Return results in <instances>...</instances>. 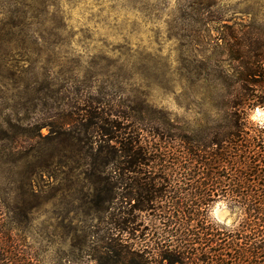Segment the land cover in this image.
<instances>
[{"label": "rangeland", "instance_id": "rangeland-1", "mask_svg": "<svg viewBox=\"0 0 264 264\" xmlns=\"http://www.w3.org/2000/svg\"><path fill=\"white\" fill-rule=\"evenodd\" d=\"M250 9L262 17L264 0H0V194L8 199L12 239L40 264H68L88 258L89 248L72 245L105 224L89 210L83 186L86 152L98 140L93 128L71 124L58 137L56 125L51 132L79 98L112 107L115 98L119 111L143 106L197 129L224 127L227 100L237 94L264 100V78L235 83L234 64L216 45L222 24L242 22ZM108 104L102 111L114 112ZM247 123L250 135L264 136ZM41 167L35 196L11 200L20 193L15 179ZM19 208L24 215L13 213ZM238 224L236 215L229 220Z\"/></svg>", "mask_w": 264, "mask_h": 264}, {"label": "trees", "instance_id": "trees-1", "mask_svg": "<svg viewBox=\"0 0 264 264\" xmlns=\"http://www.w3.org/2000/svg\"><path fill=\"white\" fill-rule=\"evenodd\" d=\"M243 15L242 22L222 24L224 37L216 45L228 52L234 64V82L245 86L251 77L264 78V15L251 9ZM255 97L258 100L253 102L240 93L227 100L231 113L220 129H197L189 124L182 128L143 106L122 112L115 98L109 101L115 108L107 103L114 112L104 113L101 107L107 108L106 101L79 98L70 115H61L50 126L51 132L56 125L61 129L58 137L71 124L86 123L85 128H93L90 134L98 140L86 152L83 186L91 198L89 210L101 213L98 219L105 224L85 235L82 246L72 245L78 250L89 248L85 261H65L264 264V136L250 135L248 120L241 115L264 104ZM44 172L41 167L16 178L20 193L12 192L16 198L11 200L24 203L27 195L35 196L31 188L34 174ZM26 180L30 191L25 192ZM6 197L0 194V264H40L36 255L12 239ZM218 198L230 201L238 225L225 228L208 221L207 207ZM13 213L24 215L21 208Z\"/></svg>", "mask_w": 264, "mask_h": 264}, {"label": "clouds", "instance_id": "clouds-1", "mask_svg": "<svg viewBox=\"0 0 264 264\" xmlns=\"http://www.w3.org/2000/svg\"><path fill=\"white\" fill-rule=\"evenodd\" d=\"M246 118L254 126L264 128V105H257L251 108L246 114ZM229 204L230 201L220 198L211 202L205 213L208 221L215 225H224L225 228H228L229 220L236 215V210H230Z\"/></svg>", "mask_w": 264, "mask_h": 264}]
</instances>
